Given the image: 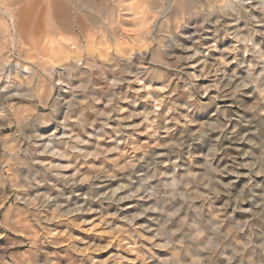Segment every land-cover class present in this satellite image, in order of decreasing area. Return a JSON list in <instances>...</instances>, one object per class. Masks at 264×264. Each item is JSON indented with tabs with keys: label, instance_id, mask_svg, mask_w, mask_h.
Segmentation results:
<instances>
[{
	"label": "rangeland",
	"instance_id": "obj_1",
	"mask_svg": "<svg viewBox=\"0 0 264 264\" xmlns=\"http://www.w3.org/2000/svg\"><path fill=\"white\" fill-rule=\"evenodd\" d=\"M5 2L0 264H264V0Z\"/></svg>",
	"mask_w": 264,
	"mask_h": 264
},
{
	"label": "bare ground",
	"instance_id": "obj_2",
	"mask_svg": "<svg viewBox=\"0 0 264 264\" xmlns=\"http://www.w3.org/2000/svg\"><path fill=\"white\" fill-rule=\"evenodd\" d=\"M170 2V1H169ZM85 3H87L86 1H85ZM54 10L53 11H58V7H57V4H56V2L54 3V8H53ZM168 9H169V7H168ZM15 9H13V7L11 6V5H9L7 2H5V0H0V12L6 17V18H8L7 20L8 21H11V24L14 26V29H15V31L17 30V26H16V21L18 20V18L16 17V15H15ZM19 12H20V10H18ZM166 14V13H165ZM163 16H164V14H163ZM14 46V45H13ZM16 46V45H15ZM9 77V76H8ZM8 79V78H7ZM10 97L12 98V95H10ZM9 97V98H10ZM13 109H14V117L16 118V122H15V124L17 125V128L18 129H20L24 124L23 123H26V122H24V117H23V119L20 117L21 115H22V113L24 112L25 113V111L24 110H22L21 108H19V107H12ZM3 114H4V121H3V123H1L0 124V130L1 129H11L12 127H13V124H14V120L13 119H11L10 118V116H9V114H8V111H7V109L6 108H3ZM24 115V114H23ZM3 117V116H2ZM28 125H26V127H27ZM35 130V129H34ZM33 130V131H34ZM19 131V130H18ZM29 131H31V130H29ZM19 133V132H18ZM26 133V132H25ZM18 136H20V135H18ZM166 153V152H165ZM42 176V175H41ZM39 187H37L36 185L35 186H33V188H31V189H29L28 190V193L29 194H31V195H34L35 197L34 198H36V196L38 195L37 193H39L38 191H39ZM42 189V188H41ZM43 193V192H42ZM45 194V193H44ZM42 196V195H41ZM41 196H37L38 197V201H40L41 203H42V200H43V198H41ZM48 197V196H47ZM48 201V200H47ZM48 203H50V202H48ZM37 206V205H36ZM38 208V207H37ZM58 211V210H57ZM56 212V211H55ZM47 215V214H46ZM69 215V214H68ZM43 216V215H42ZM46 217V216H45ZM54 217V216H53ZM41 218H43V217H41ZM49 217H47V219H48ZM40 219V218H39ZM44 219V218H43ZM50 219V218H49ZM52 219V218H51ZM50 219V221H51V223L53 222V220H51ZM62 219V218H61ZM45 220V219H44ZM46 221H48V220H46ZM40 222V221H39ZM58 222V221H57ZM51 223H49V225L51 224ZM53 223H56L55 221L53 222ZM59 223H60V221H59ZM58 224V223H57ZM43 225V224H42ZM54 225V224H53ZM51 226V225H50ZM45 229L47 228V226L46 227H44ZM54 228H57V227H54ZM49 230H50V228H49ZM46 231V230H45ZM49 231H46V234L48 233ZM52 232V231H51ZM51 232H49V233H51ZM49 237H53V235L51 236H49ZM5 254V253H4ZM3 256V255H2ZM5 258V257H4Z\"/></svg>",
	"mask_w": 264,
	"mask_h": 264
},
{
	"label": "clouds",
	"instance_id": "obj_3",
	"mask_svg": "<svg viewBox=\"0 0 264 264\" xmlns=\"http://www.w3.org/2000/svg\"><path fill=\"white\" fill-rule=\"evenodd\" d=\"M225 186H227V185H225ZM129 223H131V221H129Z\"/></svg>",
	"mask_w": 264,
	"mask_h": 264
}]
</instances>
